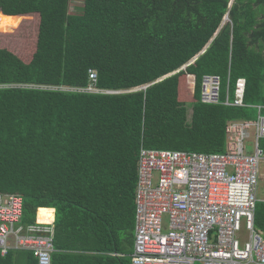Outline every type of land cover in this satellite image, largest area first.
<instances>
[{
	"label": "trees",
	"instance_id": "16d2710c",
	"mask_svg": "<svg viewBox=\"0 0 264 264\" xmlns=\"http://www.w3.org/2000/svg\"><path fill=\"white\" fill-rule=\"evenodd\" d=\"M80 1L0 0V37L32 31L21 54L0 46V193L23 197V222L35 223L39 207L55 209L51 264H127L141 142L221 153L227 121L256 118L264 104V24L255 28L263 6ZM91 69L99 87L139 89L83 91ZM204 74L220 76L217 103L200 101ZM228 75L230 99L244 78L246 107L221 102ZM262 223L264 204H256V228ZM37 262L31 252L0 250V264Z\"/></svg>",
	"mask_w": 264,
	"mask_h": 264
},
{
	"label": "built area",
	"instance_id": "2783aa9c",
	"mask_svg": "<svg viewBox=\"0 0 264 264\" xmlns=\"http://www.w3.org/2000/svg\"><path fill=\"white\" fill-rule=\"evenodd\" d=\"M244 88L238 79L233 99L221 102L246 107ZM201 100L219 102L217 76H203ZM256 108V120L227 123L224 152L140 151L131 264H264V231L254 227L264 105ZM22 209L21 195L0 193L1 253L27 251L51 264L53 224L23 222Z\"/></svg>",
	"mask_w": 264,
	"mask_h": 264
},
{
	"label": "rangeland",
	"instance_id": "374dc122",
	"mask_svg": "<svg viewBox=\"0 0 264 264\" xmlns=\"http://www.w3.org/2000/svg\"><path fill=\"white\" fill-rule=\"evenodd\" d=\"M70 6L74 7V3L81 4L80 0H70ZM37 21V18H35ZM31 21L35 23V20L31 18ZM32 31L23 33L22 30H20V27L17 28L15 32L12 33L11 37H0V46H7L12 49L13 52H16L17 54H21L25 47H30L28 44L29 38H32ZM25 59H29V57L24 56ZM90 72L94 73V77L90 78L89 74ZM89 77V84L85 87H80L81 90L86 92H92V93H106V94H113V93H126V92H133L137 91L138 87H130L128 89H113V88H106V87H99L97 86V79L98 75L97 72L94 69L89 70L88 72ZM6 85V84H5ZM4 85V86H5ZM2 85L0 84V87ZM262 90L264 93V82L262 84ZM261 104V103H260ZM264 114V111L262 112ZM264 204V177L263 181L259 180L258 186H257V205ZM262 228H259L261 230H264V223H262ZM124 257H127L126 260L128 261L127 264H131V255L130 254H121ZM194 264H202L201 261H196Z\"/></svg>",
	"mask_w": 264,
	"mask_h": 264
},
{
	"label": "crops",
	"instance_id": "0c3cea01",
	"mask_svg": "<svg viewBox=\"0 0 264 264\" xmlns=\"http://www.w3.org/2000/svg\"><path fill=\"white\" fill-rule=\"evenodd\" d=\"M233 2V0H230V2H229V5L231 4ZM231 95L229 94V97H230ZM234 121V120H240V119H230V120H228L227 121V123L229 122V121ZM227 123H226V126H227ZM226 126H225V128H226ZM225 133H226V131H225ZM143 139L141 138V140L140 141H142ZM227 142V137H226V139H225V143ZM260 142H261V140H260ZM262 148V150H263V153H264V148L263 147H261ZM142 149H153V150H159V149H157V148H148V147H145L143 144H142V142H141V144H140V147H139V151H138V162H137V184H136V190H135V195H136V191H137V188H138V185H139V156H140V151L142 150ZM170 150H176V149H170ZM260 173H261V178H260V180H262L263 181V177H264V156H262V163H261V165H260ZM134 202H135V200H134ZM39 209H43V217L45 216V214H47L48 215V218H45L44 217V219H45V221H41V222H51L52 224H53V226H54V221H55V209L54 208H50V207H39V208H37V210H36V216H35V219H36V221H39L38 220V218H37V213H38V210ZM48 209H52V212L51 211H49ZM255 211H256V209H255ZM52 214H53V216H52ZM134 230H135V218H134V228H133V233H134ZM133 243H134V234H133ZM132 252H133V248H132ZM132 252L130 253V255H132Z\"/></svg>",
	"mask_w": 264,
	"mask_h": 264
},
{
	"label": "clouds",
	"instance_id": "9594fccd",
	"mask_svg": "<svg viewBox=\"0 0 264 264\" xmlns=\"http://www.w3.org/2000/svg\"><path fill=\"white\" fill-rule=\"evenodd\" d=\"M195 58H193L191 61H193ZM204 75H209V76H211V75H215V76H217L218 78H219V101H220V96H221V79H220V76L219 75H216V74H204ZM203 75V76H204ZM203 76H202V78H201V81H200V84H201V88H200V101L201 102H204V101H202L201 100V91H202V79H203ZM229 75H228V77H227V90H226V93H225V95L226 94H230L229 93V88H228V84L230 83V81H229ZM238 79H243L244 80V78H242V77H239V78H237L236 80H235V82H234V86H235V83H236V81L238 80ZM244 83H245V80H244ZM234 86H233V90H232V94H233V91H234ZM245 89V88H244ZM244 101V100H243ZM204 103H213V102H204ZM217 103V102H216ZM261 105H264V104H261ZM264 110L263 109H261L260 110V113H261V115H264L262 112H263ZM257 114H258V110H257V112H256V118H253V119H246V120H256L257 119ZM240 120H245V119H240ZM262 139H264V137H262V138H259L258 139V146H259V148H261V145H260V140H262ZM253 142H255L254 141V139H253V137H250V139H248V142L247 143H251V144H253ZM262 149V148H261ZM165 150H170V149H165ZM170 151H173V150H170ZM202 153H219V152H202ZM23 198V197H22ZM257 204V203H256ZM254 227L256 228V226H255V218H254ZM257 230H260V231H264V230H261V229H259V228H256Z\"/></svg>",
	"mask_w": 264,
	"mask_h": 264
},
{
	"label": "flooded vegetation",
	"instance_id": "af4514ba",
	"mask_svg": "<svg viewBox=\"0 0 264 264\" xmlns=\"http://www.w3.org/2000/svg\"><path fill=\"white\" fill-rule=\"evenodd\" d=\"M259 4L262 5L263 7L261 8L260 12L256 16V20H257L256 25H255L256 29H260L257 26H259V25L262 26L264 24V0H259ZM262 31H264V30H262ZM255 46L258 47V44H255Z\"/></svg>",
	"mask_w": 264,
	"mask_h": 264
}]
</instances>
